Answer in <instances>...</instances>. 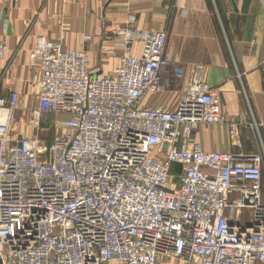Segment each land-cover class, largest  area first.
<instances>
[{"label":"built area","instance_id":"2783aa9c","mask_svg":"<svg viewBox=\"0 0 264 264\" xmlns=\"http://www.w3.org/2000/svg\"><path fill=\"white\" fill-rule=\"evenodd\" d=\"M135 21L115 31L120 52H107L118 64L103 74L86 50L39 37L26 123L40 131L51 115L50 141L12 138L19 94L0 95V264H264V153L205 151L194 140L201 124H227L200 65L175 109L144 104L164 89L168 33ZM6 26L0 15V33ZM6 50L0 42V57ZM186 74L174 68L176 79Z\"/></svg>","mask_w":264,"mask_h":264},{"label":"crops","instance_id":"0c3cea01","mask_svg":"<svg viewBox=\"0 0 264 264\" xmlns=\"http://www.w3.org/2000/svg\"><path fill=\"white\" fill-rule=\"evenodd\" d=\"M0 15L7 22L0 33V42L7 47L0 57V95L17 92L22 110L36 102L40 72L28 62L39 37L56 41L65 50H86L91 70L103 74L118 64L107 49L120 52L114 33L133 15L138 28L168 33L164 89L149 93L144 104L175 109L188 70L200 65L201 80L219 93L227 124H201L193 131L194 140L205 151L264 153V0H2ZM139 51L135 42L133 53ZM177 65L186 68L182 80L174 77ZM4 118L0 110V121ZM26 119L13 127L12 138L42 136L53 117L44 116L40 131ZM230 123L237 127L234 137ZM261 189L264 199V179Z\"/></svg>","mask_w":264,"mask_h":264},{"label":"rangeland","instance_id":"374dc122","mask_svg":"<svg viewBox=\"0 0 264 264\" xmlns=\"http://www.w3.org/2000/svg\"><path fill=\"white\" fill-rule=\"evenodd\" d=\"M22 107L20 106L18 109H16L15 111L12 112L13 114V127L15 128L16 125L19 123V122H23L25 124V119L27 118V116L29 115L31 109H32V106H29L27 109L25 110H22L21 109ZM22 117V119H20ZM44 134V135H43ZM41 135L42 137L46 138L48 141H50V139L52 138V135H53V129L50 127L49 129H43V131L41 132ZM173 172L174 173H178L179 172V168L178 167H175L173 169ZM264 174V173H263ZM264 179V175H263V178L262 180ZM243 220L245 221V223H247V220H248V215H247V212H245L243 214ZM158 264H167L165 263L164 261L160 260ZM169 264H183L181 261L179 260H172L170 261Z\"/></svg>","mask_w":264,"mask_h":264}]
</instances>
